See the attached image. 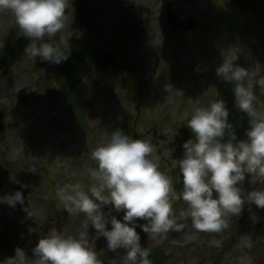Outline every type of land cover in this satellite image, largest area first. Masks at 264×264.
Segmentation results:
<instances>
[{
	"label": "rangeland",
	"instance_id": "374dc122",
	"mask_svg": "<svg viewBox=\"0 0 264 264\" xmlns=\"http://www.w3.org/2000/svg\"><path fill=\"white\" fill-rule=\"evenodd\" d=\"M89 1L94 12L82 25L75 0H69L66 25L55 43L67 52L85 41H95L107 54L106 66L93 68L79 89V98L93 103L90 134L73 127L65 116L63 102L50 80L54 63L27 57L0 83V195L11 193L18 185L28 188L31 194L25 206L31 205L34 212L33 218H26L21 207L0 203V234H22L26 248L32 249L50 228L77 237L83 232L101 264H112L114 252L107 249L105 239L95 238L90 222L84 228V213L66 210L57 188L78 183L87 191L93 183L89 169L96 166L90 152L106 143L112 131L123 129L156 147L161 170L181 191L182 144L193 136L185 124L194 105L206 106L215 99L214 82L220 78L215 69L223 57L237 55L236 63L250 69L252 79L248 82L257 97L256 107L264 111V88L256 84L264 76V64L256 58V53L264 54V0L254 2L251 6L255 8L242 6L252 0ZM168 8L183 20L198 19L199 28L172 32L167 24ZM146 16H151L147 32L131 39L132 27ZM19 34L11 12L0 11V59L5 41L15 40ZM212 59L216 61L210 62ZM187 81L189 86L184 85ZM47 105L40 119L28 123L31 112ZM51 134L55 137L45 145L47 150L40 149ZM162 135L167 141L161 140ZM67 166L71 173L66 174ZM240 187L246 197L253 189L264 190V183L251 182L248 177ZM186 207L182 200L173 204L177 216ZM114 214L118 218L123 215ZM179 222L184 224L181 231L156 237L137 229L142 246L163 249L168 255L166 264H264V209L254 204L246 203L240 216L227 217L230 230L225 233L197 231L190 218ZM30 226L36 229L31 234ZM245 236L251 240V248L240 246ZM115 254L114 264H120L123 250Z\"/></svg>",
	"mask_w": 264,
	"mask_h": 264
},
{
	"label": "clouds",
	"instance_id": "9594fccd",
	"mask_svg": "<svg viewBox=\"0 0 264 264\" xmlns=\"http://www.w3.org/2000/svg\"><path fill=\"white\" fill-rule=\"evenodd\" d=\"M68 4L69 0H0V11L11 12L20 33L30 39L25 57L60 64L68 53L54 38L65 28ZM238 59L237 55L223 57L215 72L225 82L234 83L235 104L250 117L247 139L238 138L225 100L194 105L185 124L193 136L182 144L179 159L181 191L161 170L156 147L123 129L112 131L106 143L90 152L96 166L89 169L93 183L87 191L78 183L57 188L67 211L85 214V229L90 222L95 238H104L109 251L123 250L120 264H151L150 251L142 246L137 229L156 237L181 231L184 224L179 221L190 218L197 231L219 233L228 228L227 217L240 216L246 203L264 209V190L241 195L240 185L246 178L264 183V111L257 109V97L248 82L252 72L236 63ZM256 84L264 88V76ZM28 170L36 171L34 167ZM180 200L187 207L177 216L173 204ZM0 203L11 208L19 204L26 218L34 217L20 190L0 195ZM106 206H110L107 211ZM114 213L123 215L118 218ZM34 231L30 226L29 234ZM239 244L252 247L246 236ZM31 251L29 257L25 249L16 247L6 264H101L83 232L77 237L50 228Z\"/></svg>",
	"mask_w": 264,
	"mask_h": 264
},
{
	"label": "water",
	"instance_id": "95a60500",
	"mask_svg": "<svg viewBox=\"0 0 264 264\" xmlns=\"http://www.w3.org/2000/svg\"><path fill=\"white\" fill-rule=\"evenodd\" d=\"M78 5L80 8H83L86 3L79 0ZM86 7V6H85ZM170 22L174 29H188L193 24L184 23L179 21V19L173 14L170 15ZM147 25V21L141 23L136 28V33H139ZM58 32L55 38L59 36ZM54 38V39H55ZM29 45V38L21 36L17 42H8L3 49V58L2 65L4 67V72L0 76V80L4 75H6L9 70L16 64L22 63L24 59V49ZM104 64V56L98 49L93 45H85L81 47L79 51H72L69 54L67 60L61 62L53 71V81L56 83L59 94L64 100L66 105L67 114L70 115L71 121L76 125L83 128V131H90V126L88 122V113L91 109L90 104L79 101L77 99L78 87L81 85L83 80L88 75V70L92 65H97L101 67ZM217 91L218 99H223L226 101L227 107L235 113L237 116L233 123L235 131L238 135V138L241 140H246V130L249 127V119L247 113L241 112L238 107H235V96L233 94L234 83L225 82L223 79L218 80ZM227 139V136L225 137ZM20 190L23 192L26 197L29 193V190H23L21 187H17L13 190ZM19 205V204H18ZM230 227L224 229L223 231L228 230ZM24 249V248H23ZM26 251V250H25ZM150 251L149 259L151 264H164L167 261V256L161 249H152ZM27 252V251H26ZM15 254V253H14ZM13 254V255H14ZM29 257H32V254L27 252ZM13 255H5L0 261H7L8 257Z\"/></svg>",
	"mask_w": 264,
	"mask_h": 264
},
{
	"label": "bare ground",
	"instance_id": "6f19581e",
	"mask_svg": "<svg viewBox=\"0 0 264 264\" xmlns=\"http://www.w3.org/2000/svg\"><path fill=\"white\" fill-rule=\"evenodd\" d=\"M188 55H189V54H185V57H187ZM215 61H216L215 59H212V61H210V62L213 63V62H215ZM16 84H17V82L11 84L10 88L12 89L13 87H16ZM184 85H185V86H189V85H190L189 81L185 82ZM46 109L48 110V105H47V106H44V107H41V108H38L37 110L31 112V116H30V118L28 119V123L32 122V121L35 120V119H40V118L43 116V112H45ZM51 110H52V109H51ZM24 125H25V123H22V126H24ZM54 137H55V134H54V135H53V134L49 135V138L46 139V141H45L46 143H44V144H40V145H39V148H40V149H46L47 146H45V145L49 144V142H51V141L54 139ZM160 138H161V140H162L163 142L167 141V138H166L164 135L160 136ZM46 150H47V149H46ZM34 157H35V155L32 156V158H34ZM32 163H33V162H32ZM71 172H72V168H71V166H67L66 174L71 173ZM83 173H85V170H83ZM244 184H245V183H244ZM116 256H117V254L114 253V255H113L112 259H111V262H115V260H116Z\"/></svg>",
	"mask_w": 264,
	"mask_h": 264
}]
</instances>
